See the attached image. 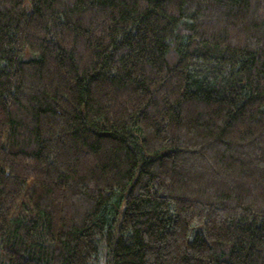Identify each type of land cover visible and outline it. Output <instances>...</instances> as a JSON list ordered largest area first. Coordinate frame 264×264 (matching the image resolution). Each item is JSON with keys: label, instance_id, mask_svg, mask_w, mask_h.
I'll use <instances>...</instances> for the list:
<instances>
[{"label": "trees", "instance_id": "trees-1", "mask_svg": "<svg viewBox=\"0 0 264 264\" xmlns=\"http://www.w3.org/2000/svg\"><path fill=\"white\" fill-rule=\"evenodd\" d=\"M0 264H264V0H0Z\"/></svg>", "mask_w": 264, "mask_h": 264}]
</instances>
